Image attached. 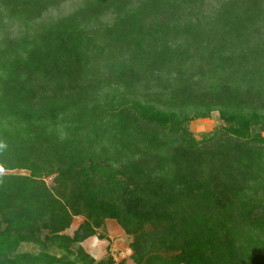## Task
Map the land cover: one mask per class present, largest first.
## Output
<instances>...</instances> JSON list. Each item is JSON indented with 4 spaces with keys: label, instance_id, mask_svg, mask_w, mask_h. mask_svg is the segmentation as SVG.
Listing matches in <instances>:
<instances>
[{
    "label": "trees",
    "instance_id": "trees-1",
    "mask_svg": "<svg viewBox=\"0 0 264 264\" xmlns=\"http://www.w3.org/2000/svg\"><path fill=\"white\" fill-rule=\"evenodd\" d=\"M69 1L0 0V264H93L107 219L134 264H264V0Z\"/></svg>",
    "mask_w": 264,
    "mask_h": 264
},
{
    "label": "rangeland",
    "instance_id": "rangeland-1",
    "mask_svg": "<svg viewBox=\"0 0 264 264\" xmlns=\"http://www.w3.org/2000/svg\"><path fill=\"white\" fill-rule=\"evenodd\" d=\"M77 0H70L69 6H60V8L55 9L53 11V15H62L64 12L70 10L71 6L76 3ZM65 6V8H64ZM50 92L61 91L62 87L58 84L50 85ZM224 123L219 119L217 112H212L209 118L193 120L188 124V130L192 134L195 140H201L203 137H208L211 133L223 126ZM264 136V133H263ZM222 143V142H221ZM223 144V143H222ZM264 148V147H263ZM211 171V170H210ZM213 172V171H212ZM214 173V172H213ZM2 174H10V175H28L29 172L25 170H10V171H1ZM35 179L41 181L43 179L45 185L52 189L59 184V176L53 175L50 177H46L41 173H38L34 176ZM58 181V182H57ZM67 184V185H66ZM64 186L72 187L70 183H66ZM69 190L64 188L63 192L66 193ZM72 198L73 195L71 196ZM87 215L85 213L81 215H76L71 217L70 224L68 228L62 233L64 236L73 238L74 233L80 231L82 227L87 224ZM148 228V227H147ZM149 229V228H148ZM146 231V230H145ZM82 234L81 231L79 232ZM39 238L44 241V237L47 236L46 231H41L39 234H36ZM146 238V237H145ZM134 241V237L131 233L124 230V228L115 220L107 219L104 221L103 226L95 230L94 234L85 238L82 242H70L68 248L71 251L76 252L78 248H80L84 253L89 255L93 259V264H134L132 260V243ZM50 242L46 241V245L48 248L50 246ZM37 252V248L35 244L24 243L20 246L18 253L22 252ZM49 252L54 253L56 255H62L63 252L58 246L53 245L48 249ZM71 259L75 258L74 256L70 257Z\"/></svg>",
    "mask_w": 264,
    "mask_h": 264
}]
</instances>
